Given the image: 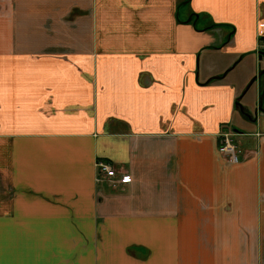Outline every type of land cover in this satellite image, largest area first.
I'll list each match as a JSON object with an SVG mask.
<instances>
[{
  "label": "crops",
  "instance_id": "obj_1",
  "mask_svg": "<svg viewBox=\"0 0 264 264\" xmlns=\"http://www.w3.org/2000/svg\"><path fill=\"white\" fill-rule=\"evenodd\" d=\"M263 41L264 0H0V264H264Z\"/></svg>",
  "mask_w": 264,
  "mask_h": 264
},
{
  "label": "built area",
  "instance_id": "obj_2",
  "mask_svg": "<svg viewBox=\"0 0 264 264\" xmlns=\"http://www.w3.org/2000/svg\"><path fill=\"white\" fill-rule=\"evenodd\" d=\"M261 49L264 50V43H261ZM219 151L230 164L239 163L242 152L239 142L236 139V134H221ZM97 167L100 180L108 181L111 184H126L129 182L127 175H119V172L109 163L100 161L97 163Z\"/></svg>",
  "mask_w": 264,
  "mask_h": 264
},
{
  "label": "rangeland",
  "instance_id": "obj_3",
  "mask_svg": "<svg viewBox=\"0 0 264 264\" xmlns=\"http://www.w3.org/2000/svg\"><path fill=\"white\" fill-rule=\"evenodd\" d=\"M261 43H264V41L263 42H261ZM260 43V44H261ZM244 69V70H243ZM240 73H245L246 75H249L250 73H251V68H250V66L249 65H244V67H242L241 69H240V71H239ZM251 94L249 93V95L246 97V99H245V102H247L248 101V99H249V96H250ZM239 121H240V123H237L236 122V124H234V126H236V127H238L237 129H239V127H241V125H239V124H241V120L239 119ZM228 134H230V133H228ZM236 137H237V134H236ZM100 161H102V160H97L96 162H95V169H96V172H97V174H96V177H97V183H101V182H103V181H105V180H100L99 179V176H98V167H97V163L98 162H100ZM104 162H106V161H104ZM106 163H108V162H106ZM110 164V163H109ZM111 165V164H110ZM113 166V165H112ZM114 167V166H113ZM115 168V167H114ZM116 169V168H115ZM117 170V169H116ZM118 171V170H117ZM119 172V171H118ZM122 173H120L119 172V175H121ZM106 182H108V181H106ZM119 185H123V184H111V183H109V186L111 187V188H113V189H116L117 188V186H119Z\"/></svg>",
  "mask_w": 264,
  "mask_h": 264
},
{
  "label": "trees",
  "instance_id": "obj_4",
  "mask_svg": "<svg viewBox=\"0 0 264 264\" xmlns=\"http://www.w3.org/2000/svg\"><path fill=\"white\" fill-rule=\"evenodd\" d=\"M204 23H200V25H203ZM217 26H219V25H210L209 27H206V29L205 30H208V29H213V28H215V27H217ZM222 77H216V78H213V79H211V81L210 82H214V81H216V80H219V79H221Z\"/></svg>",
  "mask_w": 264,
  "mask_h": 264
}]
</instances>
